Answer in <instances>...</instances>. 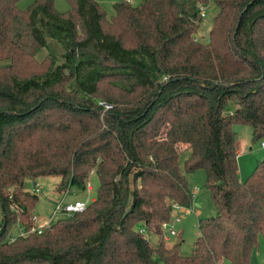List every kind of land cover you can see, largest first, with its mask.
<instances>
[{"label":"trees","instance_id":"16d2710c","mask_svg":"<svg viewBox=\"0 0 264 264\" xmlns=\"http://www.w3.org/2000/svg\"><path fill=\"white\" fill-rule=\"evenodd\" d=\"M19 1L0 0V264H250L264 241V158L239 181L234 127L264 143V0H121L110 18L95 0L62 13ZM210 2L203 44L198 6ZM47 38L61 64L37 60ZM198 170L216 215L198 222L189 256L179 242L151 246L137 227L159 236L173 204L189 208L185 174ZM90 174L82 211L10 239L35 226L26 181L58 176L63 195Z\"/></svg>","mask_w":264,"mask_h":264},{"label":"rangeland","instance_id":"374dc122","mask_svg":"<svg viewBox=\"0 0 264 264\" xmlns=\"http://www.w3.org/2000/svg\"><path fill=\"white\" fill-rule=\"evenodd\" d=\"M34 0H20L17 4L19 9H25L30 5ZM100 4L104 12L106 13L107 18H110L114 15L113 4L121 0H95ZM141 0H132L130 4L137 5ZM54 6L58 12H66L69 8L66 0H54ZM218 12L217 6L210 2L206 7H204L203 17L198 23V31L196 33V39L200 43H207L208 35L212 25L213 18ZM47 48H43L38 52L36 58L38 61H41L49 53L53 54L56 57L57 63L61 64L63 62L64 49L57 42L46 39ZM1 65V64H0ZM231 109L235 108V105L231 104ZM230 110V109H229ZM234 132L236 136V148L240 151V158L237 161L238 166V179L242 182L251 174L255 168L258 161H261L264 158V147L261 146V142L253 143L251 140V128L249 126H235ZM242 151V152H241ZM190 152L184 151L179 157V168L184 173V162L188 158ZM187 187L192 195V202L189 208L180 209V221L175 223L174 229L176 232L175 237H170L169 241H164V245H174L175 239H179L180 251L184 256H189L193 250L194 242L199 236L198 222L213 218L216 215V210L213 205V202L210 198L209 191L205 188V173L203 170L195 171L191 174H185ZM60 182V177L51 176L47 178H39L33 181L25 182V191L29 193H35L38 197V201L31 211L32 216L39 217V220L43 219L47 221L48 226L55 222L61 217L66 215L58 212L53 215L54 210V201H65L66 202H83L85 205L89 204L92 199L96 196V191L98 187V179L95 174H90L87 183L86 189L81 190L76 187L70 189L68 194L62 196L56 192V186ZM33 183L38 187V192H35L33 189ZM33 193V194H34ZM20 227L16 225L13 229L12 238L14 239L19 235ZM139 227H137V230ZM24 230V229H23ZM150 233V234H149ZM149 236L148 241L151 246L157 244L158 235L156 233L148 232ZM250 264H264V241L262 238L258 240V246L253 251V254L250 259Z\"/></svg>","mask_w":264,"mask_h":264},{"label":"built area","instance_id":"2783aa9c","mask_svg":"<svg viewBox=\"0 0 264 264\" xmlns=\"http://www.w3.org/2000/svg\"><path fill=\"white\" fill-rule=\"evenodd\" d=\"M123 1L130 3L132 0H123ZM198 11H199L200 16L203 17L204 7L202 5L198 6ZM261 146L264 147V143H261ZM33 187H34L33 190L35 192H38L39 189L36 186V184ZM68 192L69 191H66L62 196L68 194ZM85 206L86 205L83 202H79V201L74 202V203H65L62 200L57 201L55 203V206H54L53 215L57 214L58 212H60L64 215L73 214V213L82 211L85 208ZM12 208L17 210V207H12ZM172 209H173V212L171 213L170 220L166 221V222H162L157 228V230L160 233L159 236L163 242L164 241L168 242L170 237L176 236L174 225H175V223H178L180 221V214H181L180 209H182V207H180L176 204H173ZM32 221L35 223V226L33 228H31L29 231H24L23 228L20 227L19 236H23V235H26L28 233L35 232V231L40 233L42 229H44L48 226L47 221H45L43 219L39 220V217H37V216H33ZM138 232L143 234L145 236V238H147V240L149 239V236L147 234L148 231L146 230L145 227H140L138 229Z\"/></svg>","mask_w":264,"mask_h":264},{"label":"crops","instance_id":"0c3cea01","mask_svg":"<svg viewBox=\"0 0 264 264\" xmlns=\"http://www.w3.org/2000/svg\"><path fill=\"white\" fill-rule=\"evenodd\" d=\"M236 151H237V161H238V160H239V158H240L241 156H240V154H239V153H240V151H239V150H237V148H236ZM241 152H242V151H241ZM239 181H240V182H242L240 179H239ZM92 200H93V199H92ZM77 201H78V200H76L75 202H77ZM64 202H65V203H71V202H66V201H65V199H64ZM73 203H74V202H73ZM54 206H55V201H54ZM151 232H152V231H151ZM149 234H150V233H149ZM159 237H160V236H158V239H159ZM175 242H179V239H178V238H176V239H175ZM170 246H171V245H169V246H166V247H170Z\"/></svg>","mask_w":264,"mask_h":264},{"label":"water","instance_id":"95a60500","mask_svg":"<svg viewBox=\"0 0 264 264\" xmlns=\"http://www.w3.org/2000/svg\"><path fill=\"white\" fill-rule=\"evenodd\" d=\"M35 184L33 183V186H34Z\"/></svg>","mask_w":264,"mask_h":264}]
</instances>
